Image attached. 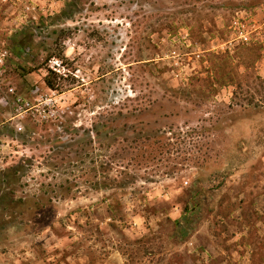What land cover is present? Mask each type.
Here are the masks:
<instances>
[{
  "label": "rangeland",
  "instance_id": "374dc122",
  "mask_svg": "<svg viewBox=\"0 0 264 264\" xmlns=\"http://www.w3.org/2000/svg\"><path fill=\"white\" fill-rule=\"evenodd\" d=\"M13 165L0 264H264V0H0Z\"/></svg>",
  "mask_w": 264,
  "mask_h": 264
},
{
  "label": "trees",
  "instance_id": "16d2710c",
  "mask_svg": "<svg viewBox=\"0 0 264 264\" xmlns=\"http://www.w3.org/2000/svg\"><path fill=\"white\" fill-rule=\"evenodd\" d=\"M22 44H23L22 42H18L17 47L18 48L22 47ZM50 57H57L58 59H60V58L61 59L62 58L64 59L65 58V55H64L63 52H59V53L52 52V53H50L48 55L47 59L50 58ZM46 70H47L46 75L43 78L46 86L49 87L52 90L59 89L60 86H59V82L57 81V75H56V73L52 69H50V68H46ZM31 71H32V69H28L26 71V73H29ZM254 107H256V105H254ZM100 131H101L100 129H97V132H100ZM139 134H141V133L139 132ZM148 138L149 137L146 136V137L143 138V140L146 141V140H148ZM135 142H137V139L135 140ZM139 142H140L139 144H142L141 141H139ZM132 148H135V146L132 147ZM22 169H23L22 168V165H13V166L9 167L8 169L2 171L0 173V190L3 187V185L8 184V183H12L15 180H17V178H18L17 176L20 174V170H22ZM0 196L3 199H6L8 197L7 194L4 193V192H1L0 193Z\"/></svg>",
  "mask_w": 264,
  "mask_h": 264
},
{
  "label": "built area",
  "instance_id": "2783aa9c",
  "mask_svg": "<svg viewBox=\"0 0 264 264\" xmlns=\"http://www.w3.org/2000/svg\"><path fill=\"white\" fill-rule=\"evenodd\" d=\"M234 33L237 39L244 43L250 42V30L246 27V23L240 21L239 19H234L233 21ZM62 62L59 59H52L50 61V68L56 72H60V67Z\"/></svg>",
  "mask_w": 264,
  "mask_h": 264
}]
</instances>
